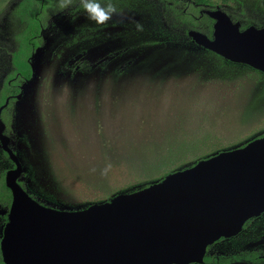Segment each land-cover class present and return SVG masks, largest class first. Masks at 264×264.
Instances as JSON below:
<instances>
[{"label":"rangeland","instance_id":"obj_1","mask_svg":"<svg viewBox=\"0 0 264 264\" xmlns=\"http://www.w3.org/2000/svg\"><path fill=\"white\" fill-rule=\"evenodd\" d=\"M18 1L0 2V88L11 69L10 12ZM110 2L116 12L103 24L88 18L81 1L48 17L33 77L3 121L22 181L49 206L104 202L142 186L146 166L178 154L203 159L264 132L263 73L177 33L154 0ZM212 7L233 22L264 23V0ZM11 168L0 151V173ZM6 213L0 205V236ZM250 251L264 253V214L207 255Z\"/></svg>","mask_w":264,"mask_h":264},{"label":"water","instance_id":"obj_2","mask_svg":"<svg viewBox=\"0 0 264 264\" xmlns=\"http://www.w3.org/2000/svg\"><path fill=\"white\" fill-rule=\"evenodd\" d=\"M202 12L213 20L211 37L197 30L187 36L264 74V25L242 30L222 9ZM4 131L0 118V147L14 164L5 174L11 204L0 237L4 264H203L210 245L264 213V135L144 188L64 209L40 203L21 187L23 167Z\"/></svg>","mask_w":264,"mask_h":264},{"label":"trees","instance_id":"obj_3","mask_svg":"<svg viewBox=\"0 0 264 264\" xmlns=\"http://www.w3.org/2000/svg\"><path fill=\"white\" fill-rule=\"evenodd\" d=\"M6 0H0L3 2ZM81 0H67L68 5L74 4ZM156 1L162 9V13L167 19L169 27L175 30L177 33L187 36L189 30H197L206 34L209 38L212 35L213 20L210 19L202 11L211 5V9H215L212 5L218 1L224 5H231L239 0H154ZM64 0H19L15 5L11 7V18H12V40L14 42V49L10 53V65L11 69L4 78L2 86L0 88V106L4 105L5 101L8 99V104L3 108L1 113L2 121H9L12 116V104L17 99V96L22 91V86L24 83L30 81L33 77V72L31 68V55L42 46L43 44V31L46 27V21L48 17L54 12L59 10L61 3ZM209 8V7H208ZM241 29L248 27V21H240ZM258 97L257 100H259ZM7 125V122H6ZM264 132L257 135L261 137ZM247 142L239 146L245 145ZM204 151H201V155L204 157L208 149L200 144ZM231 149V148H227ZM226 149V150H227ZM2 157L7 160L12 167L14 164L9 159L8 155L0 148ZM223 151V150H222ZM174 155V154H173ZM211 156V155H210ZM201 157V158H202ZM209 155L206 156V158ZM200 158H193L191 156H182L178 154L170 158H165V160H160L155 165L146 166L143 169V178L140 180L145 181V183L136 187L132 190L126 191L131 192L144 188L150 185L149 181H159L162 180L168 174L175 172L180 169H185L191 167ZM204 159V158H203ZM189 160L191 163L187 166H180L179 164ZM5 174L6 170H1L0 173V205L7 209L11 204V193L10 190L5 185ZM147 181V179H149ZM19 184L29 195L40 203L46 205L35 195L30 193L26 188L21 177L19 179ZM110 198L107 196L105 201ZM7 213L3 215L4 223L7 222ZM250 221V220H249ZM249 221L244 225H248ZM1 237V236H0ZM1 239V238H0ZM244 261L248 264H264V253L258 251L243 252L240 254H235L229 258L225 257H212L205 256L204 262L211 264H232L234 262ZM0 264H4L0 252Z\"/></svg>","mask_w":264,"mask_h":264},{"label":"clouds","instance_id":"obj_4","mask_svg":"<svg viewBox=\"0 0 264 264\" xmlns=\"http://www.w3.org/2000/svg\"><path fill=\"white\" fill-rule=\"evenodd\" d=\"M67 0L61 3L60 7L66 6ZM82 7L88 14V18L97 24H103L108 21L111 16L116 12V8L107 0L105 3H101V0H81Z\"/></svg>","mask_w":264,"mask_h":264},{"label":"flooded vegetation","instance_id":"obj_5","mask_svg":"<svg viewBox=\"0 0 264 264\" xmlns=\"http://www.w3.org/2000/svg\"><path fill=\"white\" fill-rule=\"evenodd\" d=\"M241 24V23H240ZM264 25V23L263 24H260V27H262ZM259 28V27H258ZM204 50H206V49H204ZM206 51H209V50H206ZM209 52H211V51H209ZM216 55V54H215ZM218 56V55H217ZM218 57H220V56H218ZM222 58V57H221ZM22 92V91H21ZM1 107V106H0ZM1 113H2V111H1ZM1 116V115H0ZM1 118V117H0ZM2 120V119H1ZM5 132V131H4ZM254 139V138H253ZM250 141V140H249ZM228 150V149H227ZM218 153V152H217ZM13 168V167H12ZM264 214V213H263ZM262 215V214H261ZM251 220V219H250ZM250 222V221H249ZM247 223V222H246ZM245 223V224H246ZM238 235V234H237ZM223 239H225V238H221L220 240H223ZM220 240H218L217 242H219ZM216 242V243H217ZM215 244V243H214ZM211 246V245H210ZM209 246V247H210ZM209 247L207 248V251L209 250ZM207 251H206V254H205V256H212V257H217V256H214V255H207ZM205 258V257H204ZM194 264H196V263H194ZM203 264H205V262L203 263Z\"/></svg>","mask_w":264,"mask_h":264}]
</instances>
